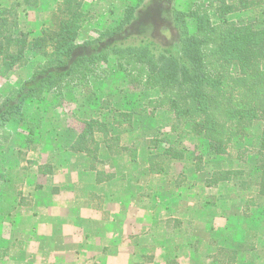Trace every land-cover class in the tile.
Returning <instances> with one entry per match:
<instances>
[{"label": "trees", "instance_id": "16d2710c", "mask_svg": "<svg viewBox=\"0 0 264 264\" xmlns=\"http://www.w3.org/2000/svg\"><path fill=\"white\" fill-rule=\"evenodd\" d=\"M135 1V5L124 7L116 25L98 30L82 43L78 42L79 33L95 18L86 10V0H58L50 24L39 33L22 29L21 17H27L30 9H38L41 0H9L7 5H0V80L15 69L31 65L29 53L52 46L26 79L0 97V143L10 139L7 126L23 120L28 103L39 104L47 96L62 101L75 92L87 96L93 91V82L106 76L104 66L113 63L130 94L154 92L156 96L147 99L151 111L172 114L170 133L178 145L167 144L162 151H156L157 145L148 146L153 151L148 160L151 175H167L172 165L190 159L197 173L211 170L205 187L228 183L238 187L240 194L245 190L251 193L243 209L244 233L236 235L228 249L219 248L211 260V264H236L257 245L264 247V228L253 230L246 222L249 211L264 204V27L236 15L260 14L264 0H179L182 4L189 1V5L169 10L177 31L171 45L143 34L136 11L144 0ZM172 1L159 0L162 7ZM76 50L81 54L75 56ZM102 104L80 120L81 128L69 146L72 153L86 157L98 183L112 177L99 169L105 158H119L122 163L137 159L133 143L119 133L135 131L134 111L109 101ZM254 123L260 126L258 145L251 151L254 173L246 168L212 170L235 143L247 136ZM34 136L31 127L25 146L33 143ZM187 144L193 146V152ZM123 156L128 158L124 161L120 158ZM50 169L40 167L43 173ZM8 182L0 169V183L7 191ZM174 183L176 188L186 187L184 172Z\"/></svg>", "mask_w": 264, "mask_h": 264}, {"label": "crops", "instance_id": "0c3cea01", "mask_svg": "<svg viewBox=\"0 0 264 264\" xmlns=\"http://www.w3.org/2000/svg\"><path fill=\"white\" fill-rule=\"evenodd\" d=\"M8 1L0 0V5ZM121 18L122 10L115 25ZM28 73L22 67L17 75L23 78L15 82L21 83ZM16 127L13 122L7 126L9 154L17 142ZM72 142L56 138L41 143L36 159L30 153L21 160L2 154L5 165L0 169L10 189L0 195V264H211L219 248L228 249L232 239L244 233V197L228 183L205 187L211 170L197 173L186 159L172 165L167 175H151L148 160L153 151L147 141L135 139L136 161L105 158L99 169L112 177L98 183L86 157L69 150ZM257 145L258 139L253 148L246 146L247 161L229 150L220 158L224 163L212 170L245 164L253 168L251 151ZM187 147L193 152L192 145ZM42 166L52 170L43 173ZM182 172L187 185L176 188L174 180ZM236 264H264V247L257 245Z\"/></svg>", "mask_w": 264, "mask_h": 264}, {"label": "rangeland", "instance_id": "374dc122", "mask_svg": "<svg viewBox=\"0 0 264 264\" xmlns=\"http://www.w3.org/2000/svg\"><path fill=\"white\" fill-rule=\"evenodd\" d=\"M57 1L58 0H41V6L36 9V11H30L27 17L24 18L23 29L26 31L32 29V31H37L38 33L39 31H44L50 24L51 13ZM129 4L135 5L136 1L87 0L85 4L86 10L91 12L95 18L89 25L81 30L78 36V42L82 43L86 39L94 37L98 30L108 27L110 24V26L115 25L118 13L121 10L123 11L124 7ZM188 5L189 1L182 4L179 0H174L162 7L159 0H144L136 11V15L142 25L143 34L145 36H151L160 44L171 45L175 42L177 31L173 28L169 10L172 6L186 8ZM159 8L163 11L160 10L158 14ZM147 14L149 15L147 16ZM236 16L238 19H242L247 23L251 22L264 27V11L257 15L242 13ZM133 30L134 34L138 33V30H135L134 27ZM141 36L142 35L131 36L129 39L132 41ZM51 50L52 46H48L43 51L29 53L28 60L31 62V65L29 63L26 67L29 73L33 66L41 61L43 53L50 52ZM79 54H81L80 50L74 52L75 56ZM104 68L106 76L103 79H96L93 82V91L87 96L75 92L72 96L62 101L53 96H47V98L39 104L36 102L28 103L24 108L25 113L23 115V120L13 121V123L17 125L15 132L17 135V142L12 145V153L9 154L5 149V146H8V142L0 143V167L2 163H5L4 159H2V154L7 156L10 155L13 160H15V156H17L19 160H21V155L30 153L29 157L31 159H36L42 151L41 143L50 144L56 138H60L66 142L70 141L81 128L80 120H84L89 115L95 113L100 106L103 105L102 103L104 101H109L116 107L128 108L134 111L137 130L132 131L131 134L119 130V133L126 142L133 143L135 139L139 142L147 141L148 146L157 145L156 151H162L167 144L174 143L178 145L176 137L170 133L172 114L164 110L152 112L147 106V99L155 97L156 94L154 92L141 93L139 95L130 94L125 89L126 83L123 75L115 70L113 63H109L104 66ZM21 69V67L15 69L8 77L0 80V97L6 95L13 86L20 84V82L18 83L15 81L18 78H23L21 74L17 75V72ZM31 127L35 130L33 143L24 147H22V145H17L18 142H24L27 131ZM259 130V124L254 123L248 130L247 136L241 140V142H237L231 147L230 151L232 155H239L241 161H247L248 152L244 150L247 149L246 146H252V148L255 146L259 136ZM158 141L160 142L157 144ZM20 147H22V151L19 150ZM15 151L18 153L16 154ZM127 158L128 156L126 159ZM220 163H224V160H220ZM248 165L249 164H245L244 167L247 170L249 169ZM250 170L252 171V168H250ZM252 172H250V176H253L254 172ZM2 188L4 191H7L6 185L0 183V195L3 192ZM241 195L244 197V200H246L251 193L245 190ZM246 222L250 229L257 230L260 226L264 228V204L259 208H252L249 211L248 220ZM197 234H202L201 228H198Z\"/></svg>", "mask_w": 264, "mask_h": 264}]
</instances>
